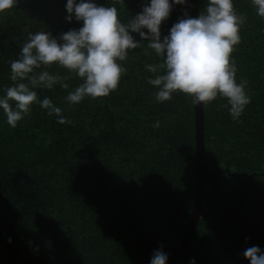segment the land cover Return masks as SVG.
I'll return each instance as SVG.
<instances>
[{
	"label": "trees",
	"instance_id": "trees-1",
	"mask_svg": "<svg viewBox=\"0 0 264 264\" xmlns=\"http://www.w3.org/2000/svg\"><path fill=\"white\" fill-rule=\"evenodd\" d=\"M95 2L114 4L126 21L142 0ZM64 3L17 0L0 14V85L13 83L7 62L25 29L57 37L80 26L64 20ZM203 4L184 7L195 17ZM233 4L247 14L231 56L250 103L238 122L223 99L202 104L205 191L192 238L173 264H248L247 247L264 250V24L249 0ZM175 21L170 12L162 36ZM145 44L129 50L120 62L127 71L105 97L69 106L63 97L80 82L75 76L67 89L37 87L38 99L62 109L64 124L38 104L14 128L0 111V264H148L158 246L169 256L179 244L195 183L193 104L179 92L155 101L143 65L157 58L144 54ZM48 71L67 74L55 64Z\"/></svg>",
	"mask_w": 264,
	"mask_h": 264
},
{
	"label": "clouds",
	"instance_id": "clouds-1",
	"mask_svg": "<svg viewBox=\"0 0 264 264\" xmlns=\"http://www.w3.org/2000/svg\"><path fill=\"white\" fill-rule=\"evenodd\" d=\"M249 2L264 24V0ZM16 3L17 0H0V14L9 12ZM187 3L188 0H142L140 11L124 21L114 4L65 0L64 20L81 22L80 26L57 37L46 30L25 29L16 58L7 62L8 79L13 83L7 87L0 85V111L7 125L16 127L33 104L64 124L62 109L48 96L38 99L35 89L51 90L55 85L67 89L65 81L75 76L80 82L63 97L69 106L86 97H105L116 90L121 75L127 71L120 62L127 60L129 50L141 48L142 41L146 42L144 54L148 55L150 49L157 58L156 62L143 65L152 74L146 82L153 87L150 94L156 102L170 100L177 92L185 94L193 105L208 104L219 97L225 101L222 106L227 108L230 118L238 122L250 96L247 79L237 80V66L231 53L240 43V29L247 14L238 12L233 0H204L201 10L192 17L184 7ZM177 5L181 6V17L162 36L161 23ZM133 33L140 39H134ZM53 64L67 74L49 72ZM10 101L14 107H10ZM159 123L155 121L152 126L159 127ZM162 247L153 250L148 264H166L168 255ZM242 255L248 264H264V250L255 245L247 247ZM189 264H195V258H190Z\"/></svg>",
	"mask_w": 264,
	"mask_h": 264
},
{
	"label": "water",
	"instance_id": "water-1",
	"mask_svg": "<svg viewBox=\"0 0 264 264\" xmlns=\"http://www.w3.org/2000/svg\"><path fill=\"white\" fill-rule=\"evenodd\" d=\"M175 19L181 17V9L177 6L171 11ZM193 132L195 144V183L188 222L182 235V238L175 250L168 256L166 264H173L175 260L183 253L192 235L195 231L200 210L202 207L203 196L205 191V179L207 175L206 153L203 142V116L202 103L193 105Z\"/></svg>",
	"mask_w": 264,
	"mask_h": 264
}]
</instances>
